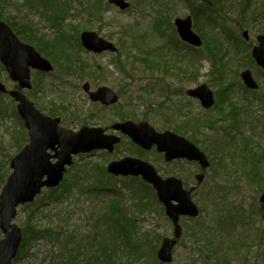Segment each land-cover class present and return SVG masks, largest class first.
<instances>
[{"label":"rangeland","instance_id":"rangeland-1","mask_svg":"<svg viewBox=\"0 0 264 264\" xmlns=\"http://www.w3.org/2000/svg\"><path fill=\"white\" fill-rule=\"evenodd\" d=\"M88 1H83L82 7L70 10L68 20L64 22L67 27L69 23L82 25L79 32L70 30L71 42L65 43L66 52L71 55L70 59L72 58V68L69 70L57 63L50 47H47L54 42L58 28H54L45 16L41 15L45 13L43 7H40V10L37 8L34 13H29L21 4L3 9L4 16H17L15 20L17 27L24 23L21 20L23 17L28 18L33 32L26 33V36L33 41L32 45L55 66L53 73L41 76L39 91L33 92L34 88L25 90L30 100L43 113L51 115L50 111H52L53 117H62V126L66 129L78 130L85 125L102 127L107 132H111L110 127L115 122L147 121L159 132L168 130L195 142L212 162L211 167L205 171L204 183L194 195L195 202L204 210L203 216L209 218L208 220L220 214L221 210L225 214H236L235 211L250 212L253 205L260 206L259 200L264 192L255 190L253 184L244 176L242 167L246 142L259 152L263 149L264 153V104L262 107L259 100L261 94L249 93L243 89L240 73L249 68L258 83L264 87V74L258 70L251 58H248L252 45L256 43V36L264 35V0H224L225 6L222 5L214 10L215 19L211 23L208 22V16L205 14L199 15L201 20L197 22L191 13L192 6L189 8L190 5L188 6L185 0L166 2L127 0L131 2L128 10H120L105 0L103 2L108 6H104L105 11L101 14L95 13ZM191 1L199 5L205 0ZM159 2L162 3L161 6ZM166 6H168L167 10ZM169 7L172 9L168 10ZM164 10L168 11L166 15ZM159 12L161 16L158 15ZM189 13L193 16V30L203 40L206 38L208 44L210 42L212 45L222 47L224 53L219 51V57L223 58L225 64L223 80L219 81L215 78V81L209 75L211 61L206 58L208 52L204 45L191 51L196 56L192 57L189 49L180 41L174 19L184 18ZM158 16L161 18H157ZM160 23L161 33L156 29V25ZM83 25L113 42L117 47V53L95 54L80 48V32L88 30L82 29ZM246 29L251 35L250 42L240 40L242 30ZM170 40H176L178 48L169 43ZM166 46L168 51H165L164 56L166 58L170 56V62L167 63L162 59V63H159L154 56L156 52L162 50L160 47L166 48ZM37 77L34 74L32 78L34 84ZM0 80L9 89L14 87V83L1 64ZM86 81L90 82L93 89L101 86L113 89L120 96L118 104L104 107L99 103L91 102L82 89ZM203 83L208 84L214 91L217 103L208 110L201 107L199 100L186 94V90L196 88ZM0 98V107L3 111L0 114L1 192L11 173L9 158L15 154L18 146L13 132L21 127L17 117L12 115L15 103L11 97ZM224 99L227 100L225 109L222 108ZM231 106L234 107V117H238L239 122L232 119L230 122L225 121L220 115L221 111L228 112ZM229 123H238V129H230L231 134L235 135L233 140L231 134L227 136L224 130ZM127 155L149 160L156 166L160 175L178 177L184 181L187 188L196 184L195 174L201 171L197 163L190 161L167 163L155 150L141 154L128 137L122 136V142L117 145L113 153L97 150L75 157L73 166L69 168L68 175L66 174L67 179L71 180L76 174L80 177L86 176L82 170H92L96 165L107 166L111 161ZM261 169L264 173V161ZM122 183V181H114L119 189L124 188ZM43 191L42 195L46 192ZM123 191L125 196L130 194L128 190L123 189ZM208 191L213 192L212 200L203 197ZM77 193L75 189V194L67 197L64 207L73 213L69 228L78 229L80 234H84L91 229L90 217L93 208H101L113 196L99 197L92 192L82 195ZM131 202L126 196V203L130 205ZM24 208L25 206L20 208L14 219L20 227H23L27 213L30 212V209ZM49 208L53 209L55 206ZM49 214L50 212L45 213L46 221L51 217ZM133 214L136 217L139 236H145L148 244L156 246V253L162 238L173 234L171 220L161 205H154L142 213L133 212ZM252 219L255 221L254 228L249 230L252 232L247 236V243L253 247L246 251L247 254L242 250L241 254L230 256L231 261L217 262L215 258L210 261L206 256L205 259L201 253L203 246L195 245L193 241L190 229L196 224V219L182 217L183 235L174 248V260L168 264H245L247 260V264H264V222L257 214L249 216L248 220ZM241 230L243 229L236 227L237 233ZM2 237L3 233L0 230V239ZM51 248L46 242H34L24 250L25 253L18 254L14 264H38L49 254ZM145 251L146 254L149 253L148 250ZM81 263L85 264L86 261L83 260Z\"/></svg>","mask_w":264,"mask_h":264},{"label":"trees","instance_id":"trees-1","mask_svg":"<svg viewBox=\"0 0 264 264\" xmlns=\"http://www.w3.org/2000/svg\"><path fill=\"white\" fill-rule=\"evenodd\" d=\"M83 1L86 0H21L20 2L0 0V18L10 24L22 40L32 44L33 41H30L26 36V33L33 32L28 18L23 17L21 20L24 23L17 27L15 24L17 16H4L3 9L21 4L29 13H34L37 8L40 10V7H43L45 13H41V15L45 16L54 28H58L56 29L57 33L54 37V42L47 47H50L51 54H53L52 56L57 63L62 64V68L69 70L72 68V58L70 59L71 55L66 52L67 47L65 43L70 41V30L73 29L79 32V28L82 25L69 23L71 27H69V24L67 27L64 25V22L68 20L67 17L70 14V10H76L82 7L84 4ZM103 1L105 0H89L88 3L93 7L95 13L101 14L105 11V7L108 6ZM163 1L166 2L168 0ZM185 1L188 2V6L190 5L189 8L192 6L191 13L197 19V22L201 20L199 15L205 14L208 16V22L211 23L215 19L213 17L214 10L218 7L220 8L222 5L223 7L225 6L224 0H205L199 5L193 4L194 2L191 0ZM161 4L159 2V6ZM167 8L168 6H166V10ZM171 9L172 7H169L168 10ZM166 10H164L165 15L168 12ZM158 15H160V12ZM160 16L157 18H161ZM83 26L84 28L82 29H89L88 26ZM161 26V23L156 25L159 33L162 32ZM200 29L202 30L201 27ZM204 40V46L208 52L206 58L211 61L209 75L215 81V78H218L219 81L223 80L225 64L223 58L219 57V51L220 53H224V51L221 46L212 45L210 42L208 44L206 38ZM169 43H172L173 46L178 48V42L176 40H170ZM184 45L189 49L190 56L194 57L195 55L191 52L194 48L186 44ZM160 49L162 50L156 52L154 56L156 57V61L162 63L161 60L163 59L168 63L170 56L168 58L164 56L166 54L165 51H168L167 46L166 48L160 47ZM37 76L33 92L39 91V84L41 85L42 83V74L38 73ZM2 96L0 95V97ZM226 103L227 100L224 99L223 109H225L224 105ZM234 111V107L231 106L228 112L221 111L220 115L225 121L230 122L232 119L233 121L239 122L240 119L234 117ZM50 112L53 113L52 111ZM2 113L3 111L0 107V114ZM12 114L17 117L21 127L13 132V137L18 145L15 151L16 153L27 142L28 135L14 107ZM237 125L238 123H229L228 127L225 126L224 130L226 135L230 136L232 133L230 129H238ZM231 138L232 140L235 139V135L231 134ZM245 147L242 172L248 178L249 182L253 184L257 192H264V173L261 169L264 161L263 149H261L262 152H259L252 145H249L248 142H246ZM138 151L144 154V151L140 148H138ZM82 172L86 176L80 177L76 174L71 180L66 177L60 187L45 190L44 195L38 196L34 203L26 205L24 209H30V212L28 211L29 213H27L23 225L24 238L20 253H25V249L33 245L34 242L40 241L48 243L52 248L49 254L38 264H82L81 262L83 260L86 261L85 264H161L156 257V246L153 247L151 244H148L145 236H139L136 217L133 216V212L142 213L148 207L161 205L157 200L156 192L152 186L139 177L120 178L112 176L107 173L104 165H96L92 170L84 169ZM117 180L122 181L123 189L128 190L127 192L130 193L126 195L132 201L130 205L126 203V196L123 189H119L114 184V181ZM75 189L78 191L77 194L80 193L81 195L92 192L99 197L105 195L113 196L101 208H93L90 217L91 229L84 234H80L78 229L69 228L73 213L70 209L64 207V201L67 197H72L75 194ZM212 193L208 191L203 197L207 200H212ZM51 206H55V208L50 209L49 207ZM221 211H219L220 214L212 217L210 220L201 213L200 217L195 220L196 224L191 227L190 234L195 245L203 246L201 253L205 259L208 257L210 261L215 258L217 262H227V260L231 261L230 256H237L253 247L247 243V236L252 232L249 230L254 228L255 221L254 219L251 221L248 219L249 216L257 214L264 222V204H260V206L253 205L250 212L246 210L242 212L235 211L237 215L235 213L225 214ZM46 212H50L49 216H51L48 221H46ZM236 227H240L243 230L237 233ZM145 250H148L147 252L149 253L146 254ZM89 253L91 255H88ZM143 253L145 256H143ZM247 263L248 260L245 264Z\"/></svg>","mask_w":264,"mask_h":264},{"label":"water","instance_id":"water-1","mask_svg":"<svg viewBox=\"0 0 264 264\" xmlns=\"http://www.w3.org/2000/svg\"><path fill=\"white\" fill-rule=\"evenodd\" d=\"M120 9L129 8L126 0H110ZM179 36L193 46H201V37L193 31L192 17L175 20ZM247 36V32H244ZM83 45L91 51L102 52L114 50L112 43L101 38L96 32L85 31L81 35ZM259 45L253 49L257 63L264 68V36H258ZM0 61L8 70L12 80L18 82L20 88H31V69L49 72L53 65L31 45L22 42L11 27L0 21ZM245 84L250 88L258 86L250 70L242 72ZM89 90V84L84 85ZM0 91L7 92L6 86L0 81ZM18 102L17 109L25 126L29 130L30 142L11 160L12 173L7 179L0 194V228L4 237L0 239V264H12L16 257L22 239L23 231L13 222L17 216V208L32 202L44 187H56L63 180L67 167L73 163V155L90 152L94 149H109L120 137L106 134L103 128L84 126L79 131H73L60 126V118H51L38 110L33 102L20 90L8 91ZM187 94L200 100L205 108L214 105L212 90L207 84L187 90ZM93 100H100L109 105L117 102L118 97L108 87H101L91 92ZM113 129L128 135L135 143L144 149L153 145L159 152L165 153V160L187 158L197 161L203 169L210 166L208 156L192 141L171 131L157 132L148 122L135 123L125 121L115 123ZM49 150L54 151L51 153ZM57 159L53 162V159ZM108 171L115 175L142 176L157 192L159 201L164 205L167 216L174 224V235L180 238L182 226L180 217L199 215L198 206L193 202L191 193L195 189L186 190L183 181L175 176L163 178L149 162L127 156L113 161L108 165ZM204 173L196 175L198 183H202ZM264 199V195L262 196ZM165 237L157 252L163 263L173 261V248L177 239Z\"/></svg>","mask_w":264,"mask_h":264},{"label":"bare ground","instance_id":"bare-ground-1","mask_svg":"<svg viewBox=\"0 0 264 264\" xmlns=\"http://www.w3.org/2000/svg\"><path fill=\"white\" fill-rule=\"evenodd\" d=\"M251 73H252V71H251ZM252 75H253V73H252ZM253 77L255 78V76L253 75ZM208 85V84H207ZM209 86V85H208ZM255 93H259V94H261V96H260V98H259V100L261 101V104L263 105L264 104V87H262L260 84L255 88ZM262 94H263V96H262ZM202 107V106H201ZM203 109H205V110H208V109H210V108H205V107H202Z\"/></svg>","mask_w":264,"mask_h":264},{"label":"flooded vegetation","instance_id":"flooded-vegetation-1","mask_svg":"<svg viewBox=\"0 0 264 264\" xmlns=\"http://www.w3.org/2000/svg\"><path fill=\"white\" fill-rule=\"evenodd\" d=\"M241 35H243V34H241ZM241 39H243L245 42L247 41H249L250 42V40H251V35H250V38L249 37H247V38H241ZM255 44V43H254ZM253 44V45H254ZM14 88V87H13ZM1 94V93H0ZM5 96H9V94L8 93H3ZM261 106L263 107V105L261 104ZM112 133H116V131H112ZM118 133V132H117Z\"/></svg>","mask_w":264,"mask_h":264}]
</instances>
